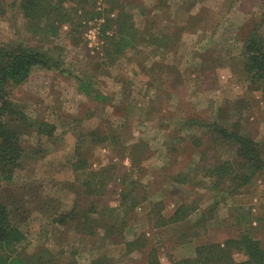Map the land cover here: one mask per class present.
I'll use <instances>...</instances> for the list:
<instances>
[{
  "label": "rangeland",
  "instance_id": "374dc122",
  "mask_svg": "<svg viewBox=\"0 0 264 264\" xmlns=\"http://www.w3.org/2000/svg\"><path fill=\"white\" fill-rule=\"evenodd\" d=\"M11 1L0 0V46L23 42L49 50L62 62L51 69L37 66L26 82L10 87L32 120L48 121L53 130L47 135L25 123V165L12 180L0 182V195L14 201L19 220L27 223V238L19 245L23 256L33 259L41 253L47 264L74 259L80 264L97 259V264H146L139 251L125 254L124 244H108L102 235L84 241L74 221L53 220L72 209L80 198L78 188L85 194L87 170L105 166L114 167L108 180L111 193L86 200L108 203L123 214V180H134L133 195L142 201L125 234L132 238L135 231H147L148 247L160 248L166 264L172 246L175 257L193 255L200 243L239 234L250 223L260 226L258 236L264 238V169L202 222V209L209 210L217 192L199 184L203 165H196L203 153L221 160L235 156L230 143L218 140L214 146L208 128L196 120L238 124L264 151V87L250 79L243 62V39L255 29L264 38V0H74L68 5L78 10L72 23L79 31H72L71 22L62 23L55 35L30 32ZM123 11L132 14L144 37L149 32L160 37L139 39L112 59L106 34L116 23L105 24ZM82 84L93 85L90 94L81 90ZM92 130L108 139L93 142L87 135ZM131 147L140 158L144 155L139 166L131 163ZM79 152L87 164L75 169ZM180 171L187 175L181 185L171 176ZM183 202L191 213L188 219L171 226L158 223ZM182 235H188L186 243L183 238L171 244ZM74 250L79 251L75 256Z\"/></svg>",
  "mask_w": 264,
  "mask_h": 264
},
{
  "label": "trees",
  "instance_id": "16d2710c",
  "mask_svg": "<svg viewBox=\"0 0 264 264\" xmlns=\"http://www.w3.org/2000/svg\"><path fill=\"white\" fill-rule=\"evenodd\" d=\"M76 1L84 2V0ZM73 2L74 0H13L9 5L22 14L25 18L26 28L30 32L55 35L62 23L71 22L72 31H79L78 26L72 23L73 15H78V10L68 5ZM111 20L115 21L116 29L111 34H106V42L108 44L107 54L112 59H116L118 54L125 49L136 46L139 39L149 40L151 38L149 40L151 41L154 37V41H156L160 37L159 35L152 36V32H149L150 37L149 35L144 37L142 31L135 26L131 13L123 11L116 18L108 17V23L105 24L107 27H111L109 24ZM103 30L106 33L107 29L103 28ZM262 35L255 29L243 39V42L245 41L243 62L245 70L249 72L250 79L254 83H261L264 87V38ZM164 36L168 38L170 35L165 34ZM60 65L62 62L59 58L54 57L49 50L28 46L23 42L17 45L0 46V182L12 180L15 172L25 165V157L29 153L24 137L28 132V129L26 130L24 127L25 123L37 125V130L47 135H52L53 131L50 128L51 123L48 121L32 120L20 103L13 99L11 85L26 82L37 66L51 69ZM92 87L93 85L82 84L81 90L90 94L89 89ZM96 96L105 97V95ZM28 119H31L32 122L29 123ZM196 123L206 130L208 128L207 132L208 135L212 134L210 139L214 140V146L220 142L230 143L235 150V156L229 159H212L203 153L196 162L198 166L203 165L204 179L199 180V184L202 186L206 184L217 192L212 207L209 206V210L208 208L202 209L199 218L204 222L207 219L206 216L214 211L217 204L228 200L233 195L242 193L244 186L251 182L253 176L264 169V151L261 142L252 134L245 133L242 127L237 126L238 124L230 127L217 121L210 123L205 120H196ZM87 135L92 136V141L96 143L108 139L106 135L99 134L96 130H92ZM199 140L197 143L200 147L202 143ZM218 140L222 141L218 142ZM133 148L131 147L129 155L131 163L134 166H139V153ZM176 148L171 147L170 149L176 150ZM140 159L142 161L144 155L141 154ZM86 164L87 158L82 157L79 152L77 160L73 162L75 169L86 167ZM236 164L239 165V168L236 167ZM113 168L105 166L99 170L88 169L87 179L83 184L86 187L85 194L82 196L81 188H78L80 198L75 199L72 209L58 213L57 217H53V220L58 224L74 221L75 228H73L84 241L87 238L102 235L106 242L109 241L108 244H124L125 254L139 251L146 264H166L162 262L160 248L148 247L150 241L147 231L142 233L135 231L132 238L125 234L128 228L132 227L131 214L136 211L142 201L137 200L133 195L134 180L131 181L127 178L123 180L121 199V204L124 205L123 214L118 212V208L110 207L108 203L100 205L95 200H86L91 196L111 193L108 190V180L114 176ZM171 176L174 182L180 185L187 182V175L184 171ZM75 185L81 186L78 183ZM11 202L14 201L3 199L0 195V264H47L49 259L46 261L41 253L34 254L32 259V256L26 258L19 251V245L27 238L28 233L25 229L27 223L22 225L18 218V206ZM185 206L184 202L181 203L170 216L162 214L158 223H161V226H167L188 219L191 213L185 211ZM148 212L149 215L152 214L151 210ZM259 227V225L250 223L240 230L239 234L228 235L219 241L200 243L196 246L195 253L189 256L175 257L171 254L172 246L166 253L169 258L167 264H264V238L258 236ZM186 238H189L188 235H182L179 240L174 238L171 244H180L179 242L182 240L183 243H186ZM77 252L79 251H72L74 256ZM237 253L245 257L239 259L236 256ZM98 262L99 259L93 261L94 264ZM67 264L80 263L74 259Z\"/></svg>",
  "mask_w": 264,
  "mask_h": 264
},
{
  "label": "crops",
  "instance_id": "0c3cea01",
  "mask_svg": "<svg viewBox=\"0 0 264 264\" xmlns=\"http://www.w3.org/2000/svg\"><path fill=\"white\" fill-rule=\"evenodd\" d=\"M176 209H177V208H176ZM176 209H175V210H176ZM175 210H174V211H175ZM174 211H173V212H174ZM124 249H125V248H124Z\"/></svg>",
  "mask_w": 264,
  "mask_h": 264
}]
</instances>
